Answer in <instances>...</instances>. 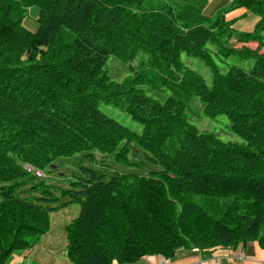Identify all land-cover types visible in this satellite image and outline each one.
<instances>
[{
    "label": "trees",
    "instance_id": "16d2710c",
    "mask_svg": "<svg viewBox=\"0 0 264 264\" xmlns=\"http://www.w3.org/2000/svg\"><path fill=\"white\" fill-rule=\"evenodd\" d=\"M205 3L0 0V264L33 247L50 213L69 204L79 206L64 225L72 264L264 247V0H231L213 17ZM239 7L257 16L251 31L225 20ZM110 57L126 64L123 77L109 74ZM195 97L242 141L199 130L185 113ZM98 155L121 170L82 165ZM58 158L80 163L69 187L24 168L45 172Z\"/></svg>",
    "mask_w": 264,
    "mask_h": 264
},
{
    "label": "crops",
    "instance_id": "0c3cea01",
    "mask_svg": "<svg viewBox=\"0 0 264 264\" xmlns=\"http://www.w3.org/2000/svg\"><path fill=\"white\" fill-rule=\"evenodd\" d=\"M231 0H206L202 9L203 15L213 17L216 13L226 8ZM30 13L38 11L30 7ZM225 20L230 22L236 31H251L257 16L243 7L231 9L225 13ZM28 17L24 18L23 25L31 30L34 27ZM78 213V208L69 204L50 213V228L42 235L39 241L31 248L15 253L7 264H72L65 254L64 225ZM243 252V259L233 256V250L216 248L204 252L198 248H183L177 250L167 258V264H264V247L257 240H250L244 244H238L235 248ZM162 257L157 254H147L130 262H118L113 260L110 264H161Z\"/></svg>",
    "mask_w": 264,
    "mask_h": 264
},
{
    "label": "rangeland",
    "instance_id": "374dc122",
    "mask_svg": "<svg viewBox=\"0 0 264 264\" xmlns=\"http://www.w3.org/2000/svg\"><path fill=\"white\" fill-rule=\"evenodd\" d=\"M168 1L173 3L177 0H168ZM33 7L34 9H36V11H38V8L36 6H33ZM26 17H28L27 19L29 22L32 21V24H34L33 25L34 27H32L30 31H35L38 28V23L36 20L37 15L35 11H33V13H30L29 10H27L25 18ZM187 60L189 61V63L191 64L193 68H196L203 74L206 82L208 83L210 81L209 73L201 65V63L197 59H187ZM249 66H250V62L248 61L245 67L248 68ZM107 70L110 75H113L116 78H121L123 77V75L126 74V64L122 63V61L117 59L116 57H110L107 63ZM156 96L161 97L158 95ZM105 110L107 111L109 115H111L112 117H114L115 119L120 121L122 124L126 125L127 127L133 130H137V131L140 130L141 126L138 123L131 120L130 117L126 113L122 112L121 110L116 109L112 106H108ZM185 113L187 115V118L191 122H193L199 128V130H206V131L214 132L222 140L242 141L241 138L236 136L230 130L229 122L224 116L219 115L216 118L205 117L202 114V103L199 102L196 97L190 101V107L186 110ZM105 156L106 157H101L100 155H98L94 163L88 161L87 159H84V161L82 162V165H86L94 169L101 167L103 169L110 168L112 170L113 169L121 170L119 166L116 167L111 162V160L109 159L110 158L109 155H105ZM141 156L143 157V155ZM77 157H82V155H78ZM137 157H139V155ZM73 159L75 158H70V159L69 158H58L56 162L54 163V166L52 167V169L50 168L49 170L45 172L43 171L44 175L42 176V178H37V179L38 180L44 179L45 183L47 184H58L62 187H69L70 185L68 183V180L70 181L71 179H74V176L79 175L81 173L79 169L80 163L77 161L70 162V160H73ZM132 160L139 161V159L137 158H133ZM153 168L157 170L159 166L153 165ZM129 169L143 171V170H146L147 167L144 166V169L141 168L140 170L137 167L135 168L133 167ZM33 183L34 181L30 182V184H27V185H31ZM27 188L28 186H25L23 189H27ZM23 194H27V193H23ZM203 197L204 196H200V195L191 196V198L195 200L196 202H201ZM73 205L76 206L77 208L79 207L77 204H73Z\"/></svg>",
    "mask_w": 264,
    "mask_h": 264
},
{
    "label": "built area",
    "instance_id": "2783aa9c",
    "mask_svg": "<svg viewBox=\"0 0 264 264\" xmlns=\"http://www.w3.org/2000/svg\"><path fill=\"white\" fill-rule=\"evenodd\" d=\"M24 168L26 171L30 172L31 174L35 175L38 178L44 175L41 170L36 169L29 164H24ZM233 256H235L237 259H243L244 257L243 252L241 250L237 251L236 249L233 250ZM203 263L204 262L201 261L199 264H203ZM161 264H167V258H163Z\"/></svg>",
    "mask_w": 264,
    "mask_h": 264
}]
</instances>
